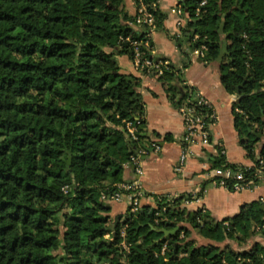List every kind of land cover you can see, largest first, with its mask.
<instances>
[{
  "label": "trees",
  "instance_id": "1",
  "mask_svg": "<svg viewBox=\"0 0 264 264\" xmlns=\"http://www.w3.org/2000/svg\"><path fill=\"white\" fill-rule=\"evenodd\" d=\"M132 1L134 15L124 0H0V264H264L258 243L241 251L195 246L183 226L215 244L253 237L256 228L264 235L259 202L223 222L201 210L187 213L188 195L154 197V208L109 217L111 202L102 197L117 191L121 170L133 168L130 159L146 151L147 140L138 79L121 73L116 57L133 59L130 41L150 56L149 27L135 24L140 4L155 29L165 19L158 0ZM179 6L187 24L175 45L204 46L201 60L219 62L220 82L236 97L240 145L257 164V155L264 158V0ZM185 67L167 63L158 78L177 108L205 114L183 84ZM126 121L139 122L137 141L128 137ZM211 168L253 178V168L227 163L220 147Z\"/></svg>",
  "mask_w": 264,
  "mask_h": 264
},
{
  "label": "crops",
  "instance_id": "2",
  "mask_svg": "<svg viewBox=\"0 0 264 264\" xmlns=\"http://www.w3.org/2000/svg\"><path fill=\"white\" fill-rule=\"evenodd\" d=\"M182 1L158 0V9L165 15V19L161 28L149 30L147 34L151 44L150 56L157 61L170 63L176 68L186 65L181 75L183 84L193 89L195 99L204 98L209 102L217 115V121L209 129L211 145L193 146L186 164L177 171L184 133L179 109L170 100L165 83L158 78L160 74H143L135 69L132 60L126 55L116 57L120 72L138 79V92L144 104L147 140L144 141L146 151L141 156L143 175L139 181L144 197L140 205L154 208V197L188 195L193 202L185 205L187 213L194 214L201 210L209 219L223 222L239 215L242 206L251 202H259L264 209V180L259 181L255 187L233 192L219 187L205 176L211 169V160L217 155L218 147L229 164L252 167L253 162L247 158L234 128L232 107L236 97L227 94L220 82L219 62H203L201 60L203 56L197 55L196 50H190L188 42H184L180 48L175 45L173 38L179 37L180 30L187 24V16L176 11ZM124 3L127 12L134 15L136 12L134 2L124 0ZM175 84L180 85L179 82ZM153 142L158 143V152L150 147ZM121 171L124 183L137 179L132 167L125 166ZM110 207L109 217L114 220L120 217L122 219L127 212L125 199L111 202ZM183 226L191 231L190 238L195 246L214 244L220 248L230 247L241 251L258 243L264 248V235L258 233L257 228L253 237H242L240 242L226 240L215 244L204 239L187 223ZM176 228L177 231L180 230L179 227ZM179 238H183L182 231Z\"/></svg>",
  "mask_w": 264,
  "mask_h": 264
},
{
  "label": "built area",
  "instance_id": "3",
  "mask_svg": "<svg viewBox=\"0 0 264 264\" xmlns=\"http://www.w3.org/2000/svg\"><path fill=\"white\" fill-rule=\"evenodd\" d=\"M205 2L202 1L200 6L204 5ZM177 13L181 14L180 6L176 10ZM198 11V10H196ZM135 24L138 26L144 24L149 27V30H154V20L152 15L147 10L146 6L140 4L137 8V16ZM128 41H130L127 38ZM132 47L134 48V55L132 63L136 70L141 71L144 69H151L157 71L158 74H161L160 66H165L167 63L162 61H157L154 63L151 56H146L144 50L139 48L140 42L130 41ZM143 47H148V42L144 41ZM205 47L201 46L195 51L200 57L203 56ZM197 104L208 110L207 113H199L196 108L193 106H186L185 104L180 106L178 109L181 113L183 119L184 133L181 142V152L179 155V164L177 171H180L181 168L186 164L187 159L191 155V150L193 146L199 145L202 147H207L211 145L210 127L217 121V115L213 110L212 106L204 98H197ZM238 111V110H236ZM139 122L126 121L124 123L125 131L128 137L132 141H137V126ZM150 147L153 151H159V145L157 142H153ZM144 154L143 150L137 152V155L132 156L130 161L133 166V171L137 175V179L129 183H119L115 187L117 191L108 196H103L102 199L106 202H119L123 199L127 202V207L131 213H135L140 207V202L144 197V191L142 185L139 181V178L143 175L142 169V158ZM257 164L253 163L252 167H246L247 169L253 168V178L245 177L242 171H232L230 168H211L207 171L206 177L213 181L219 187L226 188L233 192H241L243 190L255 187L259 181L264 180V158L256 157ZM245 167V166H244ZM178 195L171 196L170 198H177ZM193 202L191 200H184L183 204L188 205ZM224 226L229 227L227 222L223 223ZM258 229H256L257 231Z\"/></svg>",
  "mask_w": 264,
  "mask_h": 264
},
{
  "label": "water",
  "instance_id": "4",
  "mask_svg": "<svg viewBox=\"0 0 264 264\" xmlns=\"http://www.w3.org/2000/svg\"><path fill=\"white\" fill-rule=\"evenodd\" d=\"M242 85H240L239 87H237L236 88V94H238V90H239V88L241 87ZM150 212H152V210L150 211ZM177 231V228H175V230H173V231H171V232H167V231H162L165 235H167V234H173V233H175Z\"/></svg>",
  "mask_w": 264,
  "mask_h": 264
},
{
  "label": "rangeland",
  "instance_id": "5",
  "mask_svg": "<svg viewBox=\"0 0 264 264\" xmlns=\"http://www.w3.org/2000/svg\"><path fill=\"white\" fill-rule=\"evenodd\" d=\"M259 137H261V136H259ZM261 141L263 142L264 141V133H263V135H262V137H261ZM128 208V207H127ZM129 210V209H128Z\"/></svg>",
  "mask_w": 264,
  "mask_h": 264
}]
</instances>
